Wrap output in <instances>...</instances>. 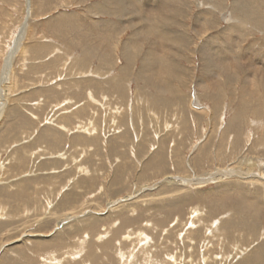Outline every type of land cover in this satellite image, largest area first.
I'll return each instance as SVG.
<instances>
[{
  "label": "rangeland",
  "instance_id": "1",
  "mask_svg": "<svg viewBox=\"0 0 264 264\" xmlns=\"http://www.w3.org/2000/svg\"><path fill=\"white\" fill-rule=\"evenodd\" d=\"M246 160L264 0H0V264H264Z\"/></svg>",
  "mask_w": 264,
  "mask_h": 264
},
{
  "label": "bare ground",
  "instance_id": "2",
  "mask_svg": "<svg viewBox=\"0 0 264 264\" xmlns=\"http://www.w3.org/2000/svg\"><path fill=\"white\" fill-rule=\"evenodd\" d=\"M258 163L257 162H255L254 160H251V161H248V160H246L245 161V166H243V164L239 167V168H241L242 166V168H241V170L242 169H245L246 171H239V170H237V171H239L238 173H240V175L242 176V178H247L248 176L249 177H251V178H255V179H262L263 181H264V165H263V167L260 169H257V167H256V165H257ZM234 167V166H233ZM260 167V166H259ZM229 169V168H228ZM219 171V170H218ZM218 171H216V169L213 171V172H208L207 174H206V176L207 177H210V179H215V177L214 176H217V175H219V174H221V170H220V172H218ZM229 171H231V170H229ZM250 171H253V172H260V174L261 175H253V173H252V175H248V173H250ZM236 173V172H235ZM238 173H236V174H238ZM223 174H225V173H223ZM235 174V175H236ZM251 174V173H250ZM255 174V173H254ZM258 174V173H257ZM209 175V176H208ZM222 175V174H221ZM248 177V178H249ZM184 178V177H183ZM180 179V178H179ZM194 179V178H193ZM186 180V179H185ZM207 180V179H206ZM251 180V179H250ZM189 182V181H188ZM171 183H173V182H171ZM192 183V182H191ZM197 184V183H196ZM67 216V215H66ZM70 217V216H69ZM61 222V221H60Z\"/></svg>",
  "mask_w": 264,
  "mask_h": 264
}]
</instances>
